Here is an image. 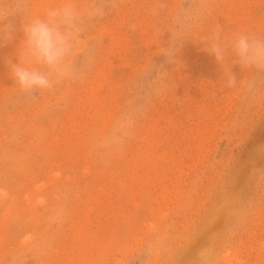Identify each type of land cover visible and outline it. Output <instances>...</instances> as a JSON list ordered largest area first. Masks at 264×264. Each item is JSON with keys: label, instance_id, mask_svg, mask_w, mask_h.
<instances>
[{"label": "rangeland", "instance_id": "1", "mask_svg": "<svg viewBox=\"0 0 264 264\" xmlns=\"http://www.w3.org/2000/svg\"><path fill=\"white\" fill-rule=\"evenodd\" d=\"M59 3L0 0L16 29L0 44V264H264V72L199 42L217 25L264 36V0H78L103 10L83 74L26 94L7 61ZM193 3L203 19L170 58Z\"/></svg>", "mask_w": 264, "mask_h": 264}, {"label": "clouds", "instance_id": "2", "mask_svg": "<svg viewBox=\"0 0 264 264\" xmlns=\"http://www.w3.org/2000/svg\"><path fill=\"white\" fill-rule=\"evenodd\" d=\"M5 4H0V44L10 42L16 31L8 18L15 13L11 7L5 12ZM103 14L100 5L91 3L80 6L78 0H60L55 7L46 10L42 17H34L21 25L23 39L22 53L16 62L7 61L11 79L26 94L36 95L44 91H54L64 81L81 76L82 70L77 57L86 55L83 45L85 31ZM204 10L197 4H187L179 12V23L175 36H171L167 47L161 53L173 57L179 46L186 40L185 33L203 19ZM204 50L222 65L231 60L243 70L264 72V36L256 33H237L226 37L220 25L199 39ZM239 80L229 71L227 86L234 87ZM255 81L249 82L254 90Z\"/></svg>", "mask_w": 264, "mask_h": 264}]
</instances>
